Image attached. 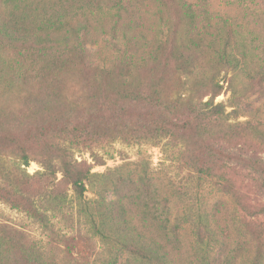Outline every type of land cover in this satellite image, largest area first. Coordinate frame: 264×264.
Returning <instances> with one entry per match:
<instances>
[{"label":"rangeland","instance_id":"374dc122","mask_svg":"<svg viewBox=\"0 0 264 264\" xmlns=\"http://www.w3.org/2000/svg\"><path fill=\"white\" fill-rule=\"evenodd\" d=\"M161 1L168 3H0V84H15L0 87L1 115L17 124L23 116L67 114L46 139L53 148L74 141L71 134L58 136L64 126L71 130L91 120L90 141L72 151L74 160L96 174L79 199L70 186L57 189L37 173L42 169L36 142L28 143L34 161L25 168L16 166L14 156L0 154L3 193L21 190L20 196L41 202L45 212L41 223L24 212L29 203L16 209L0 198V264H155L136 253L145 248L165 253L172 264H264V215H253L264 207V174L249 165L264 162V0H185L196 13L195 24L180 15L176 2ZM56 13L65 21L51 37L58 49L46 58L28 52L22 60L5 27L24 24L33 32ZM228 30L227 46L239 60L235 70L216 65ZM190 58L197 68L187 73L182 61ZM99 69L111 70L110 85L95 76ZM213 75L220 87L214 103L236 110L249 125L230 129L198 122L199 100L210 98ZM105 101L115 106L113 112L102 109ZM141 120L171 132L169 145L152 144L150 126ZM15 132L22 144L31 139V127ZM200 166L212 177L199 173ZM223 177L245 196L241 213L214 186ZM60 179L57 173L55 182ZM64 191L65 202L56 204Z\"/></svg>","mask_w":264,"mask_h":264},{"label":"trees","instance_id":"16d2710c","mask_svg":"<svg viewBox=\"0 0 264 264\" xmlns=\"http://www.w3.org/2000/svg\"><path fill=\"white\" fill-rule=\"evenodd\" d=\"M16 0H0V3L5 5H16ZM173 1L176 3H173L178 6L179 13L182 17L188 18L192 24L196 23V13L193 10L192 5L187 3L185 0H168ZM160 3L162 5H167L164 1L160 0ZM161 15V11L158 12ZM64 18L56 13V15H51L46 17L44 20L41 21L40 26H37L36 31H29L25 25H15L12 24L11 27H5L10 28V30L4 31L5 35L9 38L11 42H15L14 48L17 50V54L20 53V58L22 60H26V55L28 52L35 53L39 55L42 58H46V53L52 49H58V46L51 41V37L55 34V31H59L61 28V24L63 23ZM65 22V21H64ZM7 25V24H5ZM228 38L226 40V44L223 46L222 50H220V54L217 53V60L216 65L221 66L222 68H228V69H238L239 68V60L235 57V55L232 53V51L229 49L228 41L230 39V35L232 33L231 30H228ZM44 32V33H43ZM43 33V34H42ZM86 35V34H85ZM75 36V35H74ZM77 38V35H76ZM68 44V41L65 42V45ZM80 44L78 43V47ZM53 50V51H54ZM77 52L81 54V51L75 49ZM56 51L52 52L55 53ZM179 61L182 60V58H178ZM182 67L186 70L187 73H191L194 69L197 68V66L194 65L193 58L187 59L182 61ZM17 70L21 69V66L18 64V67H16ZM95 76H97L101 81L104 83V87L111 84V82L114 80V75L109 69H99L96 71ZM215 76L210 79V83L208 85L209 88V94L211 95L210 98L207 101L199 100V104L201 108L199 109L197 119L198 122L201 121V123L205 122H216L220 125H225L227 128L230 129H237L240 125H249L248 122H240L238 119L241 117V114L237 112L236 110H231L230 112H226L225 106L222 103H214V97L219 93L220 87L217 82H215ZM260 78L262 81L264 80V73L260 74ZM98 79V80H99ZM95 80H97L95 78ZM97 80V81H98ZM15 84H10L7 81H3V83L0 84L1 88H14ZM119 98L125 99L122 97H125L124 95L121 96L120 92L117 93ZM115 108L114 105H112L111 102H103L102 109H109L110 112H113V109ZM2 110V109H1ZM0 110V111H1ZM91 112V111H89ZM120 112H124L123 108H120ZM42 115V114H41ZM116 116L114 118L119 119L121 117V113L116 112ZM64 116H68L65 113L59 114V115H42L43 119L35 120L32 118H28V116H23L19 119L18 123H10L8 120H5L6 118L1 115L0 113V154H5V156L12 157L14 156L17 160V167L19 169H22L27 167L31 161H34L31 152L33 151V144L31 143L28 145L29 141L36 142L37 150L35 151V156L37 158V163L41 167V171L37 172L45 179H52L53 186L59 189L63 185L70 186V189L72 193L79 199H81L84 196V193L86 192V182L91 178L96 176V174H92L90 172V168L86 167L84 164L77 162L73 158V146H79L83 143H88L91 138V132H90V126L91 120H88L87 122H84L78 126L73 127L71 130H66L65 126L63 129H60L62 131L59 133H65V134H71L74 138V141H67L70 145V147H55L53 148L51 146V143H47L46 139L51 134V131L53 130V127L55 129L57 128L58 120H63ZM143 125L150 126L148 129L151 130L152 133V144L155 145H162V147H167L169 145V142L171 139H173V134L171 132H167L164 128H162L161 125H158L157 121L155 122H148L145 123V121L141 120ZM63 123L65 124L66 121L63 120ZM31 127L32 128V134H29L31 139H27V142L22 144L19 142V139L16 136L15 129L17 127ZM65 129V130H64ZM55 137V135H54ZM131 137L138 141L140 137L135 134H131ZM113 139H117V136ZM125 141V140H124ZM172 141V140H171ZM34 146V147H36ZM61 152L59 151L62 149ZM72 147V148H71ZM55 149L54 150H52ZM54 152L56 154H54ZM207 154H212V150L208 149L206 150ZM92 155V150H91ZM4 156V157H5ZM93 157V156H92ZM196 163V162H195ZM249 165L252 168H256L260 171L261 174H264V162L260 160H253ZM206 169V170H205ZM203 168L200 166L197 170L199 173H202L204 176L212 177V175L209 174L208 168ZM208 169V170H207ZM61 174V179L57 182L56 181V174ZM26 177H28V174L24 173ZM214 186L216 189L220 192V194L228 197L232 203L234 204L237 211L241 213V211H244L246 209L245 207V201L244 195L238 194L235 190L232 189L231 184L229 181L223 177L216 181L214 183ZM5 191L3 188L0 187V198L3 199L4 202L10 204L12 208L19 209L21 205L23 207L27 206L28 209H25L24 212L29 215L31 219H35L38 221H45L44 216L45 212L41 211L40 204L41 202L33 201L34 199L29 200L24 192L23 195L25 198L20 196L21 190H17L16 192H10ZM66 192H61L59 198L55 199L56 204H62L66 200ZM18 198L20 201H25V204L23 202H18L15 198ZM58 197V196H56ZM50 201V200H48ZM43 202V201H42ZM239 208V209H238ZM254 216L257 215H264V207H260L259 209L255 210ZM253 216V217H254ZM251 217V216H249ZM161 217L157 216L156 220L161 221ZM242 219V217H241ZM248 225V224H247ZM249 226V225H248ZM92 228L97 232L101 233V236L104 237L103 233L99 230L98 227L95 226V224L92 225ZM0 244L2 242H5L4 235L2 233V230L0 232ZM136 253L141 254L146 261H153L155 264H172V262L167 258V255L165 253H160L158 250H149V249H136Z\"/></svg>","mask_w":264,"mask_h":264}]
</instances>
